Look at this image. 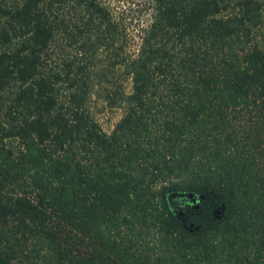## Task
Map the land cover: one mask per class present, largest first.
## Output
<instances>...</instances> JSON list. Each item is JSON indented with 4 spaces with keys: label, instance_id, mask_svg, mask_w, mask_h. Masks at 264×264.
Wrapping results in <instances>:
<instances>
[{
    "label": "trees",
    "instance_id": "1",
    "mask_svg": "<svg viewBox=\"0 0 264 264\" xmlns=\"http://www.w3.org/2000/svg\"><path fill=\"white\" fill-rule=\"evenodd\" d=\"M151 7L0 0V264H264V1Z\"/></svg>",
    "mask_w": 264,
    "mask_h": 264
},
{
    "label": "rangeland",
    "instance_id": "2",
    "mask_svg": "<svg viewBox=\"0 0 264 264\" xmlns=\"http://www.w3.org/2000/svg\"><path fill=\"white\" fill-rule=\"evenodd\" d=\"M11 2L12 0H6ZM109 9L113 19L124 30L128 48H135L139 37L150 21L152 12V0H101ZM264 1V0H263ZM260 38L264 37V24L260 29ZM106 60L101 58L100 63ZM121 79V78H120ZM125 91L130 90V80H122ZM90 114L98 122L102 130L109 132L114 123L121 116V106H111L102 97L97 84L88 97Z\"/></svg>",
    "mask_w": 264,
    "mask_h": 264
},
{
    "label": "flooded vegetation",
    "instance_id": "3",
    "mask_svg": "<svg viewBox=\"0 0 264 264\" xmlns=\"http://www.w3.org/2000/svg\"><path fill=\"white\" fill-rule=\"evenodd\" d=\"M183 197H184V194L180 195L178 193H170L169 196H168L169 200L174 199V200H176L179 203L181 202V200H184Z\"/></svg>",
    "mask_w": 264,
    "mask_h": 264
},
{
    "label": "water",
    "instance_id": "4",
    "mask_svg": "<svg viewBox=\"0 0 264 264\" xmlns=\"http://www.w3.org/2000/svg\"><path fill=\"white\" fill-rule=\"evenodd\" d=\"M173 193H178V194H180V195H183V194H185V195H189L190 193H188V192H183V191H181V192H173Z\"/></svg>",
    "mask_w": 264,
    "mask_h": 264
}]
</instances>
